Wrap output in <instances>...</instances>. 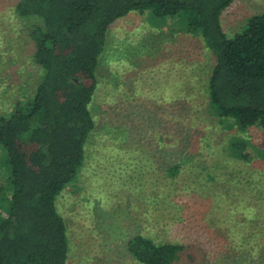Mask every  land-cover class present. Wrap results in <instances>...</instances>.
<instances>
[{
    "label": "rangeland",
    "instance_id": "rangeland-1",
    "mask_svg": "<svg viewBox=\"0 0 264 264\" xmlns=\"http://www.w3.org/2000/svg\"><path fill=\"white\" fill-rule=\"evenodd\" d=\"M17 1L0 0V112L32 100L42 74L26 29L34 20L15 14ZM261 12L264 0H235L223 27L233 36ZM213 60L177 18L157 23L132 11L110 27L86 165L56 201L68 226V264H139L126 249L137 233L185 243L176 264H264V130L243 133L252 162L230 156L236 127L208 109ZM187 145L200 162L168 176L161 166ZM6 178L0 167V201Z\"/></svg>",
    "mask_w": 264,
    "mask_h": 264
},
{
    "label": "trees",
    "instance_id": "trees-1",
    "mask_svg": "<svg viewBox=\"0 0 264 264\" xmlns=\"http://www.w3.org/2000/svg\"><path fill=\"white\" fill-rule=\"evenodd\" d=\"M234 1H17L15 14L34 20L26 29L34 45L32 60L42 74L32 100L0 112V167L7 174L8 191L0 201L5 211L0 213V264H68V226L56 201L86 165L108 31L132 11L148 13L157 23L177 18L187 31L201 36L214 59L207 80L209 113L231 119L236 132L229 137L228 153L235 161L252 162L243 133L254 126L264 130V12L250 16L229 36L222 16ZM188 148L175 162L163 161L168 176L200 158L199 153L187 154ZM201 169L213 177L206 166ZM185 248L183 242H156L142 233L126 242L139 264H176Z\"/></svg>",
    "mask_w": 264,
    "mask_h": 264
}]
</instances>
